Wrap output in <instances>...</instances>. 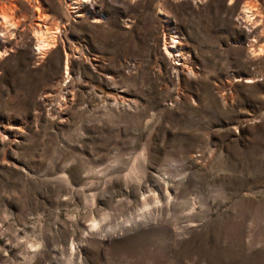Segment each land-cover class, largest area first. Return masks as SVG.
Instances as JSON below:
<instances>
[{
  "label": "rangeland",
  "instance_id": "1",
  "mask_svg": "<svg viewBox=\"0 0 264 264\" xmlns=\"http://www.w3.org/2000/svg\"><path fill=\"white\" fill-rule=\"evenodd\" d=\"M0 264H264V0H0Z\"/></svg>",
  "mask_w": 264,
  "mask_h": 264
},
{
  "label": "bare ground",
  "instance_id": "2",
  "mask_svg": "<svg viewBox=\"0 0 264 264\" xmlns=\"http://www.w3.org/2000/svg\"><path fill=\"white\" fill-rule=\"evenodd\" d=\"M43 28H44V32H45V30L46 29H48L45 25H43ZM42 31V30H41ZM48 31V30H47ZM174 42H175V40L174 39H171L170 41H169V48L171 49V50H168L166 47H165V52H166V54H170L171 52H174V51H176L175 49H176V46H175V44H174ZM48 43V41H47V39H46V36L44 35V34H39L37 37H36V48H35V50L36 51H39V49L40 48H42L43 46H44V44H47ZM175 48V49H174ZM176 54V53H175ZM66 63V62H65ZM65 66H66V64H65Z\"/></svg>",
  "mask_w": 264,
  "mask_h": 264
}]
</instances>
